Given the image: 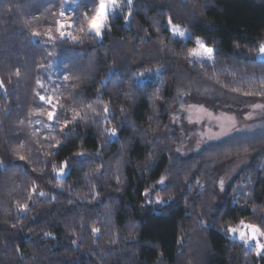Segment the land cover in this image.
<instances>
[{
    "label": "trees",
    "instance_id": "obj_1",
    "mask_svg": "<svg viewBox=\"0 0 264 264\" xmlns=\"http://www.w3.org/2000/svg\"><path fill=\"white\" fill-rule=\"evenodd\" d=\"M68 7L77 41L56 31ZM94 10L95 0H0V264H264L227 232L264 226V117L188 154L171 121L187 93L214 108L264 104V0H133L129 22L126 2L102 38L87 31ZM198 38L212 63L191 58ZM148 68L160 80L137 82ZM37 92L53 97L58 123ZM240 155L248 164L219 193L220 165Z\"/></svg>",
    "mask_w": 264,
    "mask_h": 264
},
{
    "label": "rangeland",
    "instance_id": "obj_2",
    "mask_svg": "<svg viewBox=\"0 0 264 264\" xmlns=\"http://www.w3.org/2000/svg\"><path fill=\"white\" fill-rule=\"evenodd\" d=\"M126 2L127 0H121V3L123 5ZM64 11L66 12V16L63 18L61 17V19H63L65 23L71 22V8H65ZM119 11L120 10H118V12ZM173 24L180 30L185 31L186 36L184 38H180L179 36H173L171 34L172 37L177 40H185L189 35L188 30L182 28L177 23L173 22ZM64 31L67 33V28H65ZM199 41L205 44L203 40L199 39ZM261 44H264V40ZM205 45L212 48L207 44ZM193 50H199L197 41L192 51ZM190 56L192 59L199 62H213V59L201 60L200 57L194 55ZM256 56L258 59H264V55L259 54V51ZM148 69H152L153 71L150 74L146 75L145 78H143L139 82L159 81L161 76V69ZM156 69H159L160 71L157 73L155 71ZM146 70L147 69H144L140 72ZM256 105L264 106V104L262 103H255L236 109L214 108L210 105H207L203 100L187 93L186 95L182 96L178 100V103L175 105L171 120L175 128V132L178 135L177 149H179V152L183 154H188L195 150H198L207 142L217 141L233 132L250 127L256 119L264 117V107H256ZM248 162L249 156L240 155L220 165V175L218 177L217 183L219 193H222L225 190L227 184L231 181V179L242 167L246 166ZM221 179L224 180L223 187H221L219 183ZM152 199L155 200L156 197H153ZM232 227H241V223H238ZM229 235L232 238H237L231 233H229Z\"/></svg>",
    "mask_w": 264,
    "mask_h": 264
},
{
    "label": "snow or ice",
    "instance_id": "obj_3",
    "mask_svg": "<svg viewBox=\"0 0 264 264\" xmlns=\"http://www.w3.org/2000/svg\"><path fill=\"white\" fill-rule=\"evenodd\" d=\"M67 3L68 0H65ZM72 3H76V0H71ZM133 3V0H127V4L129 6V12L125 16V23L129 22V19L131 17V5ZM123 4L121 3V0H95V10L94 13L89 16L88 12L84 13L85 18L87 19V25H88V34L94 35L96 38H102L105 34L106 31L110 30L109 26V16L111 14L116 13L118 10H121L123 8ZM60 16L63 18L66 16V12L64 10H61ZM57 29L56 31L59 33L60 38H64L66 35L69 36L73 41H77L79 37L73 36L70 32H65V28H70L72 26L71 22L65 23L63 19L57 21ZM168 27L173 36H179L180 38H184L186 36L185 31L180 30L177 26H175L172 22V18L170 17L168 20ZM81 31H84L83 28H81ZM34 37H38L40 33L34 32L32 34ZM48 39L53 40L54 37L51 35V29H49V32L47 33ZM198 44V49L199 50H193L190 52V55H194L197 57H200L201 60H212L213 59V53L214 49L207 47L204 43L197 40ZM259 54L264 55V44H260L259 46ZM153 70L152 69H147L146 71L139 72L138 74L134 75V79L139 82L143 78H145L146 75L150 74ZM157 73L160 71L159 69L155 70ZM17 75H19V70H17ZM65 80L68 79L67 76L63 77ZM11 83V81H9ZM37 84L43 88L44 85L40 82L37 81ZM0 91L7 92V88L5 85V82L3 79H0ZM253 93L246 92L244 95H252ZM38 96L39 101H41L43 104L48 105L50 110L47 111V120L52 123H58L59 122V113L57 111V105L53 103V97L51 96H45L41 95L39 92L36 94ZM256 107H264L261 105H256ZM105 115H104V120L105 122L109 118V109L107 105H105L103 109ZM41 114H43V110L41 111ZM77 118H83L81 117L79 112H74V115L72 117V120H76ZM69 121L64 122V126L66 127ZM63 131V128L61 129ZM104 134L110 138H116L118 136V129L117 127H112V128H106L104 130ZM179 151V149H177ZM83 156V153L80 154ZM18 159L20 161H24L26 159L25 156L19 155ZM5 167V164L3 161H0V168ZM70 165L68 161H64L59 169H57L55 166L53 167V173L55 174L56 178H62L67 175V170L69 169ZM165 179L166 177H161V179L158 181L160 185L165 184ZM220 186L223 187L224 185V180L219 181ZM32 193H36V187L34 186L31 189ZM46 193L40 192L39 196L43 197L45 196ZM143 195L146 198H149V203H151V192L149 190H145ZM32 197L29 196V200H31ZM156 203H162V198L157 195L155 199ZM17 209L19 212H24L26 213L28 210L29 205L27 203H19L17 202ZM241 227H229L227 229L228 233L233 234L236 236L239 241L243 242V244L249 249V250H254L255 254L257 257H260L261 259H264V226L261 224H253V223H245L243 220L240 222ZM100 232L99 228L93 227L92 228V233L97 234ZM49 235V234H46ZM73 243L75 244L76 241L74 240ZM19 251V249H17Z\"/></svg>",
    "mask_w": 264,
    "mask_h": 264
}]
</instances>
